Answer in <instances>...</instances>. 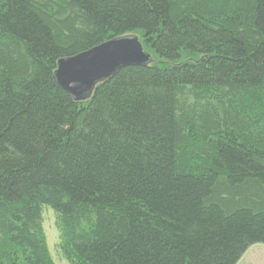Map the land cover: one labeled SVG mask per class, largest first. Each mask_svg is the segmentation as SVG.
I'll return each instance as SVG.
<instances>
[{"label": "trees", "instance_id": "trees-1", "mask_svg": "<svg viewBox=\"0 0 264 264\" xmlns=\"http://www.w3.org/2000/svg\"><path fill=\"white\" fill-rule=\"evenodd\" d=\"M149 61L80 98L62 58ZM236 264L264 244V0H0V264Z\"/></svg>", "mask_w": 264, "mask_h": 264}, {"label": "water", "instance_id": "water-1", "mask_svg": "<svg viewBox=\"0 0 264 264\" xmlns=\"http://www.w3.org/2000/svg\"><path fill=\"white\" fill-rule=\"evenodd\" d=\"M149 61L137 36L113 38L57 63L58 85L72 98H80L100 81L121 67Z\"/></svg>", "mask_w": 264, "mask_h": 264}, {"label": "rangeland", "instance_id": "rangeland-1", "mask_svg": "<svg viewBox=\"0 0 264 264\" xmlns=\"http://www.w3.org/2000/svg\"><path fill=\"white\" fill-rule=\"evenodd\" d=\"M42 226L46 236V243L56 264H70L61 257L57 250L58 232L55 225V215L50 207L46 206L42 212ZM236 264H264V244L251 245Z\"/></svg>", "mask_w": 264, "mask_h": 264}]
</instances>
